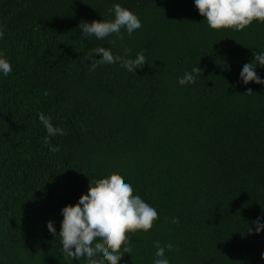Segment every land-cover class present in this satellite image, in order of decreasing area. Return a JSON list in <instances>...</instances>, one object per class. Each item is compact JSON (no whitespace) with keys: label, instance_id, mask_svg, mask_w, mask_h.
Masks as SVG:
<instances>
[{"label":"trees","instance_id":"trees-1","mask_svg":"<svg viewBox=\"0 0 264 264\" xmlns=\"http://www.w3.org/2000/svg\"><path fill=\"white\" fill-rule=\"evenodd\" d=\"M114 4L142 29L83 38L79 24L114 19ZM0 30L13 67L0 77V264H84L61 249V209L113 173L159 217L129 234L120 264H153L155 241L174 245L170 264H264V232H255L264 218V85L239 79L264 51V24L211 30L194 0H0ZM97 47L142 52L147 65L92 71L85 56ZM195 67L197 82L180 86ZM257 73L264 78L259 65ZM40 113L64 129L49 138L57 152Z\"/></svg>","mask_w":264,"mask_h":264},{"label":"clouds","instance_id":"clouds-1","mask_svg":"<svg viewBox=\"0 0 264 264\" xmlns=\"http://www.w3.org/2000/svg\"><path fill=\"white\" fill-rule=\"evenodd\" d=\"M194 4L211 30L243 31L254 22L264 24V0H194ZM109 11L114 19L82 21L79 24L82 37L94 36L97 40H104L115 35L122 39V29L129 36L142 29V21L130 9L114 4ZM3 38L4 32L0 30V40ZM129 53L130 50H125V56H120L110 48L97 47L85 56V60L91 62L92 71L99 66L117 63L128 72H135L138 68L143 70L147 65L145 55L137 53L133 59L128 58ZM98 54H102L101 58L96 59ZM258 65L264 68V51H259L251 62L243 65L239 79L245 86L250 83L264 85V78L257 73ZM12 71V63L0 51V77H9ZM201 73L200 68L195 67L185 72L178 84L194 85ZM247 95H253L251 88H248ZM38 119L47 132L45 144L49 145L50 151H59L58 146L51 145L49 138L63 136L64 129L54 126L51 117L44 113H40ZM61 215L63 219L58 234L61 249L72 261L83 260L84 264H120L123 255L131 253L129 234L149 232L159 218L157 210L139 194H134L133 186L115 173L90 183L87 194L81 195L75 205L62 208ZM54 223L49 221L46 226L51 234L56 235ZM172 223L178 224L179 220L173 218ZM255 232H264V218L255 222ZM154 247L153 264H170L166 250H174V245L155 241Z\"/></svg>","mask_w":264,"mask_h":264}]
</instances>
